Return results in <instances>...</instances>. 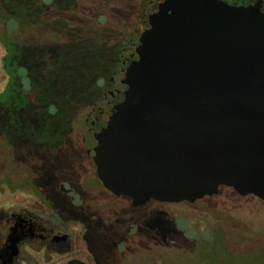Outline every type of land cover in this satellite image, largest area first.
<instances>
[{
    "label": "water",
    "instance_id": "obj_1",
    "mask_svg": "<svg viewBox=\"0 0 264 264\" xmlns=\"http://www.w3.org/2000/svg\"><path fill=\"white\" fill-rule=\"evenodd\" d=\"M127 55L95 148L105 188L135 206L264 199V0H147ZM8 242L12 264L16 227Z\"/></svg>",
    "mask_w": 264,
    "mask_h": 264
},
{
    "label": "trees",
    "instance_id": "obj_2",
    "mask_svg": "<svg viewBox=\"0 0 264 264\" xmlns=\"http://www.w3.org/2000/svg\"><path fill=\"white\" fill-rule=\"evenodd\" d=\"M97 1L101 9L93 13L90 5ZM129 2L133 6L127 16H131L129 21L136 25L144 3L140 0ZM114 6L112 8L109 0H0V44L5 51L1 69L7 77L0 90V137L14 159H21L32 173L34 193L58 191L57 185L62 182L78 183L77 155L65 153V150L73 142L70 134L76 104L87 97V84L93 75L87 74L90 71L87 65L91 63L87 51L77 47L84 40L72 33H77L89 17L100 22L103 18L107 23H126L127 20H121L126 17L121 14L122 6ZM68 32L70 39L62 38ZM48 33L46 39L39 36H48ZM98 79L92 80L97 83L101 80ZM72 204L67 200L62 205L53 202L50 206L57 215L83 223L84 242L97 264L123 261L118 249L116 224L127 220L129 215H122L117 222L105 220L101 227L95 213ZM134 216L140 226L137 233L149 235L152 245L168 244L162 238L163 223L167 227L172 223L177 227L170 215L144 216L138 210ZM6 217L0 211V224ZM146 218L151 227L143 225ZM119 232L123 237L124 230ZM4 234L0 230V243ZM193 243L188 242L187 247L194 248ZM69 264L84 263L74 259Z\"/></svg>",
    "mask_w": 264,
    "mask_h": 264
},
{
    "label": "rangeland",
    "instance_id": "obj_3",
    "mask_svg": "<svg viewBox=\"0 0 264 264\" xmlns=\"http://www.w3.org/2000/svg\"><path fill=\"white\" fill-rule=\"evenodd\" d=\"M104 1V0H103ZM113 7L114 5L122 6L121 14L126 15L121 20H127L126 23L115 21L107 23L101 18V22L97 18H86V24L79 31H74L73 35L80 36L84 43L81 42L77 47L83 51H87V59L91 63L89 73L93 78H89L87 84V97L76 104V112L72 115L71 134L73 141H77L86 132V122L93 108V99L91 92H98L96 82L98 78H105L109 74V67L112 56L116 50L128 43L132 39L136 30L135 23L129 21L132 17H128L129 8L133 6L131 0H109ZM230 4L243 5L242 0H226ZM146 3L147 0H140ZM102 3V5L107 4ZM123 3V5H121ZM100 2L97 1L90 5L91 12L95 13L101 8ZM144 6V5H143ZM139 21V20H138ZM71 33H65L62 38L70 39ZM40 37L46 39L49 37L39 34ZM75 37V36H74ZM83 46V47H82ZM82 47V48H81ZM5 51L0 44V90L6 84L7 77L2 72L1 60ZM88 68V67H87ZM93 79V80H92ZM98 79V80H100ZM92 80V82H91ZM102 80V79H101ZM101 80L99 83H101ZM93 83V84H92ZM95 95V93H93ZM0 211H3L6 216H10L13 212H18L22 208H40L33 195L32 183L33 175L30 170L23 164L21 159H14L11 150L5 144V141L0 137ZM95 185L96 181L89 176L85 185ZM198 207L190 208L185 204H176L169 206L168 209L172 214V218L176 221L177 227L182 230L190 239H196L198 233H201L205 238H214L208 241L209 247L207 254L213 252L209 256V260L214 264H264V248L247 244L245 240L263 234L264 243V203L252 202L245 205L243 208H232L229 205H220L213 209H206L201 214L203 204H198ZM202 207V208H201ZM200 209V210H199ZM0 230L6 232V223L0 224ZM74 251L69 257H76L90 262V256L87 253L83 241L80 228L73 230ZM245 242V243H244ZM191 246V245H189ZM261 246V245H260ZM264 246V245H263ZM211 252V254H212ZM218 254V255H214ZM205 247L196 243V248L187 247L179 249L173 246L169 241L168 244L162 246L153 245L146 250H136L125 257L121 264H207L202 259L205 257ZM229 256V257H228ZM68 258V257H67ZM66 257L54 255H43L36 250H29L28 253H23L20 260H24L21 264H63ZM226 258V261H224ZM253 259H256L253 260ZM224 261V262H222Z\"/></svg>",
    "mask_w": 264,
    "mask_h": 264
},
{
    "label": "flooded vegetation",
    "instance_id": "obj_4",
    "mask_svg": "<svg viewBox=\"0 0 264 264\" xmlns=\"http://www.w3.org/2000/svg\"><path fill=\"white\" fill-rule=\"evenodd\" d=\"M243 5H249L255 3L257 0H242ZM129 42L123 46L121 50H116L112 56L109 67V74L105 78H101V83L97 82L96 86L98 92H91V96L94 97L93 108L89 114L86 122V132L83 136L78 138L77 141H73L65 153L77 155V168L76 174L79 176L78 183L76 185H69L65 182L57 185L58 191H40L41 193H34V196L38 207L40 208H22L18 212H13L10 216L6 217V232L3 236V240L0 243V248L8 249V236L11 228L16 227L19 235L18 250L19 254L14 259L12 264H21L24 260H20L23 253H28L29 250H36L38 253L45 255H54L59 257H68L63 264H69L70 261L77 259L82 261L84 264H97L93 254L87 248L86 243L83 239L85 227L83 223L79 221H73L72 218H64L57 215V211L50 205L54 202L55 204L62 205L65 201L73 203L81 207L82 210L91 211L95 213L100 219L101 227H104L105 220L118 221L122 215L128 214L127 220L124 219L117 225V241L118 249L122 254V259L129 254L130 250H146L151 248L152 241L149 235L141 236L137 233V229L140 226L137 225L135 214L138 210L143 213L144 216L152 214H164L171 215L168 207L176 204H185L190 208L198 207V204H203L202 211L206 209H213L220 205H229L232 208H243L245 205L258 202L264 203V199L254 195L239 193L234 187L220 186L218 193L214 195H207L202 199H198L195 202H179V203H168L160 202L156 200H150L145 204L135 206L132 200L126 196H117L111 191L107 190L100 180L97 171V165L95 161V148L100 143V137L108 128L109 116L115 105V98L117 95V89L120 86V82L123 79V75L126 71L128 48L130 47ZM129 45V46H128ZM93 84V83H92ZM95 93V95L93 94ZM63 154V153H62ZM91 176L95 179V185H85L86 179ZM61 193L59 194V192ZM47 194V195H46ZM204 209V210H203ZM94 211V212H93ZM149 219L146 218V222L143 225L151 227ZM124 224L123 226L121 224ZM162 238L164 241L171 242L174 246L179 249L187 248L188 242L193 241L196 248V243L205 247V257L202 259L207 264H214L209 260L207 254L208 248H213L214 245L209 247V242L214 238L209 235V238H205L201 233H198L196 239H190L182 230L176 227L173 223L170 226L164 225ZM80 228L82 232V241L87 253L90 256V262L79 259L76 257H69L74 251V240L73 230ZM124 230L123 237H120V230ZM211 238V240H210ZM247 244L257 247H263V234H257L254 237L245 240ZM244 242V243H245ZM261 245V246H260ZM10 251V250H8ZM219 254V253H218ZM215 254L214 255H218ZM229 257V256H228ZM256 261V259H253ZM21 261V262H20ZM226 261V258H224ZM222 261V262H224ZM122 261L119 262V264ZM0 264H9L8 258L6 257L5 251L0 255Z\"/></svg>",
    "mask_w": 264,
    "mask_h": 264
}]
</instances>
